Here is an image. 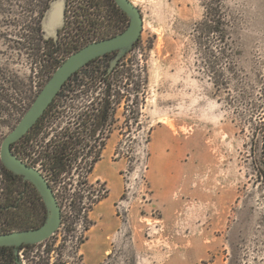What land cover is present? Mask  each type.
Segmentation results:
<instances>
[{
    "label": "rangeland",
    "instance_id": "rangeland-1",
    "mask_svg": "<svg viewBox=\"0 0 264 264\" xmlns=\"http://www.w3.org/2000/svg\"><path fill=\"white\" fill-rule=\"evenodd\" d=\"M133 1L144 28L115 66L112 119L95 137L76 145L80 155L73 173L52 182L65 204L64 223L46 241L24 247L20 259L90 264L81 250L92 220L85 209L106 188L107 203L121 196L102 208L105 217L89 244L102 240L109 226L119 230L113 256L99 264H264V169L254 161L264 156V0H227L240 21L242 44L234 83L249 84L255 102L263 105L254 114L240 104L236 91L217 92L201 70L193 41L195 23L203 15L201 0ZM80 3L88 1L74 0ZM43 12L33 10L31 54L17 49L14 61H0V149L59 62L73 52H55L51 42L42 40L44 32L36 28ZM108 63L106 57L92 62L65 86L32 141L53 148L60 132L79 137L82 120L99 110L108 86L95 83L92 74ZM102 154L117 164L108 168L104 160L98 171L105 181L90 179L85 185L86 172ZM21 188L0 170L1 203H13ZM33 196L28 193L17 211L0 212V230L41 222L43 210L40 204L33 207Z\"/></svg>",
    "mask_w": 264,
    "mask_h": 264
},
{
    "label": "trees",
    "instance_id": "trees-1",
    "mask_svg": "<svg viewBox=\"0 0 264 264\" xmlns=\"http://www.w3.org/2000/svg\"><path fill=\"white\" fill-rule=\"evenodd\" d=\"M87 1L89 3L90 0ZM88 3H85V5L83 6L80 3L79 7L81 8L87 7ZM201 3L203 6V15L202 18L195 23V27L193 30V41L195 43L196 50L200 55L199 65L201 66V70L208 76L209 80L212 82L217 92L221 91L222 89L229 91H236L240 99L239 100L240 104L243 107H245L246 111L248 110L250 111V113L254 114L255 111L261 109L263 105L255 102L249 84H243L240 86L234 83V81L237 79L236 71L238 67V57L242 45L241 42L239 41L240 21L238 19V16L236 15V12L232 9V7L228 5L227 0H201ZM36 30L43 31L42 23L38 25ZM32 33H33V26H32ZM40 37L42 38V40L48 42L44 38V36L42 37L40 35ZM52 46L55 52L61 50L60 46L55 43H53ZM107 56L108 54L98 57L90 61L83 67H81L67 80V82L64 84L62 90L59 92L58 95H60V93L65 88V86L79 72H81L82 69L87 67L92 62H95L101 58L104 57L107 58ZM121 59L119 60L117 65H119ZM63 60H61V62ZM61 62H59V65L61 64ZM115 71L116 68L114 67L113 69H111V64L108 63V66L106 68L103 69L99 68L97 74L96 73L92 74V80H94L95 83L103 81V82H107L108 86L106 88V93L103 98V102L99 106V110L95 112L94 115L86 116L82 120L81 124H83V128H82L83 134L82 131L79 132L80 140H78L79 139L78 136L75 137L73 132H69L68 130H66L64 132L58 133L56 135V139L54 140L52 139L53 142L51 143L52 144L54 143L53 148L52 147L50 148L49 145L47 147L46 146L44 147L43 144L39 145V142L32 141L33 137L39 134V132L45 126V125L43 126L44 120L47 117L46 115L48 114L51 106L53 105L56 99L55 98L54 101L49 106V108L40 118V120L35 124V126L23 138L12 144V149L14 151L15 146L19 142L25 143L20 150L14 152L31 165L38 166L39 164H42L39 168L43 171V173L45 174V176L47 177V179L49 180L52 186H53L52 182L54 180H58L59 178H61L62 175L67 176V174L73 173L72 172L74 170L73 165L75 161L78 160L80 155V149L76 148V145H78L79 143L81 144L82 138L84 139L87 136L90 138L95 137L99 133V131L111 121L112 119L111 115L114 108L113 100L111 99L112 96L111 79L115 75ZM46 126L47 128H49V125ZM261 139H262L261 141H263L264 144V135L262 136ZM255 145H256V140L254 139L252 141V148H251L252 153L254 154L256 153ZM100 158L101 155L100 157L94 160L92 166H90L89 170L86 172V177L84 180L85 185L90 183L89 175L93 171L95 163ZM254 161L259 166H262V169H264V156L259 158L255 157ZM0 170L7 176V179H9L12 183L15 182L17 184V187L20 186V182L22 185L21 191L17 193V198L14 199L15 201L13 203L4 204L0 202V212L11 211V210L17 211L21 208V206L25 201L24 199L23 203L20 205L16 202L20 193L24 191V181L26 180H24L22 175L15 174L13 171L9 170L3 164L1 158H0ZM47 171H52L50 172L52 176H49V173H47ZM262 173L264 174V170H262ZM31 184L33 185V189L29 190L26 193V195L30 192L31 194H34L31 203L33 207H36V204H40L43 213H42L41 222L27 224L24 226L25 229L38 227L42 225L47 218V208L45 202L41 194L35 187V185L33 183ZM102 189L103 190H100L99 196L96 197L94 200H92L89 206H87V208L85 209L87 211L85 215L87 219L89 218V213L94 208L95 204H97L100 200H102L103 198L109 195V190H106V188H102ZM10 196H12V194ZM72 201L70 202V205L73 204ZM61 204L63 210L65 204H63L62 202ZM3 208L4 210H1ZM82 208L83 206L77 207L78 213L82 211ZM62 219H63L62 222L64 223L65 214L63 215ZM90 223H91L90 226H92L94 224L93 220H90ZM90 226L87 227L88 230L90 229ZM14 229L15 227L12 226H4V228H1L0 233L13 231ZM84 242L85 241H82V243ZM24 246H31V245H23L22 247ZM0 249H1V254H0L1 258L4 257V259H6L5 262L7 263L15 262L17 264V259L15 255L16 248L3 246L0 247Z\"/></svg>",
    "mask_w": 264,
    "mask_h": 264
},
{
    "label": "water",
    "instance_id": "water-1",
    "mask_svg": "<svg viewBox=\"0 0 264 264\" xmlns=\"http://www.w3.org/2000/svg\"><path fill=\"white\" fill-rule=\"evenodd\" d=\"M116 2L130 17L128 27L115 36L90 42L67 56L53 72L17 125L2 142L0 158L3 164L15 174L22 175L24 180L33 183L47 208V218L42 225L0 233V247L16 248L17 264H24L19 259L20 247L46 241L58 231L62 224L63 210L53 186L42 170L29 164L16 154L12 149V144L23 138L35 126L67 80L81 67L98 57L118 50L117 56L111 62V69H113L119 60L134 48L144 28L142 11L133 0H116ZM66 7L67 0H53L50 3L42 19L45 39L51 37L58 39L60 29L65 24Z\"/></svg>",
    "mask_w": 264,
    "mask_h": 264
},
{
    "label": "flooded vegetation",
    "instance_id": "flooded-vegetation-1",
    "mask_svg": "<svg viewBox=\"0 0 264 264\" xmlns=\"http://www.w3.org/2000/svg\"><path fill=\"white\" fill-rule=\"evenodd\" d=\"M52 1L0 0V61L6 59L14 61L17 49L22 51L24 48L26 54H31L33 10L36 7L42 8L44 17ZM129 24V15L116 0H90L84 8L75 5L74 0H67L65 24L60 29L58 39L51 37L46 40L59 45L60 49L74 52L90 42L123 32ZM118 52L116 50L108 53L107 58L110 64ZM31 189L33 185L24 181V191L20 193L16 201L19 205L23 203L26 193ZM2 260L0 255V264ZM3 264L16 263L5 262Z\"/></svg>",
    "mask_w": 264,
    "mask_h": 264
},
{
    "label": "crops",
    "instance_id": "crops-1",
    "mask_svg": "<svg viewBox=\"0 0 264 264\" xmlns=\"http://www.w3.org/2000/svg\"><path fill=\"white\" fill-rule=\"evenodd\" d=\"M161 131L163 132H168V129L165 126H162ZM107 161L108 163V168L109 165H113V163L117 164V160H113L111 157L109 159L110 163L108 160H106L105 154L101 155V158L95 163L93 171L90 173L89 178L95 181H105V178L101 175L102 171H98L99 166L103 161ZM120 171V168H119ZM100 172V173H99ZM110 177V176H109ZM93 182V181H92ZM121 196L120 194H117L111 203H107V200L109 199L110 195L107 197L103 198L100 200L97 204H95L94 208L90 211L89 215H91L92 220L94 224L92 227L88 230V237L84 243L81 245V250L84 256V261L88 258L90 261V264H99L101 261H104L105 259H109L113 256L114 251L116 249V242H115V235L118 232V227L117 226H109L106 228V232L102 240H98L94 243V247H92L89 242L91 239V233L97 229V226L99 227L100 222L103 221V218L105 217V214L102 211V208L104 207L105 209L107 207H111L113 204L119 201ZM106 206V207H105ZM100 210V212H98ZM101 228V227H100ZM90 245V246H88ZM95 248L98 250L97 253H95Z\"/></svg>",
    "mask_w": 264,
    "mask_h": 264
},
{
    "label": "built area",
    "instance_id": "built-area-1",
    "mask_svg": "<svg viewBox=\"0 0 264 264\" xmlns=\"http://www.w3.org/2000/svg\"><path fill=\"white\" fill-rule=\"evenodd\" d=\"M26 161V160H25ZM38 167V166H36ZM39 168V167H38ZM40 169V168H39ZM41 170V169H40ZM43 172V171H42ZM90 179V178H89ZM103 190V189H102ZM99 193H100V190L97 191V193L94 194V197H98L99 196ZM24 251V247L20 248L19 249V259H20V255H22ZM21 260V259H20ZM24 264H26L23 260H21Z\"/></svg>",
    "mask_w": 264,
    "mask_h": 264
},
{
    "label": "bare ground",
    "instance_id": "bare-ground-1",
    "mask_svg": "<svg viewBox=\"0 0 264 264\" xmlns=\"http://www.w3.org/2000/svg\"><path fill=\"white\" fill-rule=\"evenodd\" d=\"M171 124V123H170Z\"/></svg>",
    "mask_w": 264,
    "mask_h": 264
}]
</instances>
